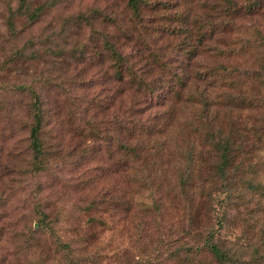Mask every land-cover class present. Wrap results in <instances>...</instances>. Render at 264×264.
Segmentation results:
<instances>
[{
	"label": "rangeland",
	"instance_id": "rangeland-1",
	"mask_svg": "<svg viewBox=\"0 0 264 264\" xmlns=\"http://www.w3.org/2000/svg\"><path fill=\"white\" fill-rule=\"evenodd\" d=\"M28 1L35 7L45 0ZM150 1H155L151 8H142L146 32L153 47L163 54L165 70L181 72L186 81L176 95L171 91L158 96L140 94L114 79L104 57V37L115 42L136 65L149 66L150 75L158 71L138 42L142 36L125 0H55L33 23L14 16V34L8 30L7 17L18 0H0V264H73L62 252L60 241L71 242L82 264H132L142 257L151 264H182L181 258L178 263L170 254L180 242L186 248L187 241L164 238L166 221L160 225L153 221L154 215L134 218L122 214L124 199L148 204L151 192L129 182L123 169L115 166L122 158L116 143L125 139L124 121L132 117L141 120L143 127H156L152 142H142L159 163L169 153L178 160L189 147L202 148L200 128L198 124L194 128L193 118L199 108L188 102L186 95L204 83L191 78L192 70L222 66L226 69L225 85L219 83L218 90L230 91V78L238 82L235 89L240 93L263 94L264 0H256L260 6L252 14L238 8L255 0H229L236 13L229 17L221 12L220 23L227 24H220L222 31L212 40L197 45L196 56L190 60L183 56L186 46L182 42L192 41L191 35L203 30L205 13L215 0ZM219 1L224 9L226 1ZM80 14L89 19L82 21ZM171 26L179 33L170 31ZM186 30L191 35L183 39ZM23 46L25 57H12L7 64L12 52ZM32 51L38 57H28ZM156 75L160 79V74ZM240 81L247 86L239 85ZM21 85L34 86L43 107L41 139L46 169L35 175L28 172L29 118L24 110L28 95L12 89ZM260 162V167L256 166L262 174L259 188L248 189L239 199L241 187L236 183L226 195V203L222 202L226 217L220 239L227 247L238 249L242 264H264V153ZM34 200L48 214L50 226L38 236L23 239L36 216L31 215ZM91 200L95 206L87 209ZM162 203L168 208L166 199ZM93 216L105 225L90 221ZM12 230L14 235H10ZM25 242L28 245L23 248ZM251 254L262 263L254 261Z\"/></svg>",
	"mask_w": 264,
	"mask_h": 264
},
{
	"label": "trees",
	"instance_id": "trees-1",
	"mask_svg": "<svg viewBox=\"0 0 264 264\" xmlns=\"http://www.w3.org/2000/svg\"><path fill=\"white\" fill-rule=\"evenodd\" d=\"M52 1L55 0H45L41 5L32 7L28 0H18L17 6L7 17L10 34L16 33L12 25L14 16L23 17L28 24L33 23L40 13L53 5ZM225 1L224 9L219 0H215L214 4H211L207 9L204 28L200 33L191 35L186 30L183 39L191 35L190 39L195 42L194 44L190 40L182 42L186 46L183 52L186 59L190 60L196 56L193 52L197 49V45L200 46L204 41L212 40L215 34L222 31L220 25L222 24V22L220 23L222 11L229 17L236 13L237 9L233 8L234 4L229 0ZM153 4L155 1L125 0L131 19L136 23L137 31L142 36L137 41L146 50L151 62L158 68L157 73L160 74V79L157 77V73L149 74V66L136 65L134 60L116 48L115 42H111L105 37L102 39L104 57L110 64L114 79L121 82L127 90L151 96H158L164 91H171L176 95L179 94V90L184 89L186 81L181 78V72L165 70V58L158 47H153V39L146 32L148 25L143 23L142 8H151ZM258 6L260 4L256 0L254 3L247 1L238 9L252 14ZM93 12L99 14L98 10ZM177 16L178 18L182 17L181 14ZM80 19L86 21L89 18L86 14H80ZM216 20L219 22L215 23ZM226 22L225 24H227ZM171 30L179 33L175 27L171 26ZM19 49L14 50L7 58V64L12 57H25L24 46ZM219 53L221 52L219 51ZM28 57L36 58L38 54L36 51H32ZM185 63L187 62L185 61ZM225 71L226 69L222 66L215 65L203 70L191 71V78L194 81L204 83L200 89L194 87L186 95V100L192 105H198L199 108L193 118L196 122L194 128L196 129L197 124L200 128L198 133L204 142L202 148L199 146L189 147L190 150L187 151L184 158L181 157L178 160L175 157L177 155L169 153L165 161L159 163L154 153L152 154V150L149 151L147 143L142 142L143 140L152 142L151 135L153 128L156 127L153 125L143 127L140 125L141 120L138 121L132 117H128L124 121L125 139L116 143L117 150L122 153V158L116 161L117 164L114 163L115 166L123 169L129 182L138 183L151 192V201L148 204L136 203L132 198L124 199L121 206L122 214L124 216L132 214L134 218H141L145 215L151 218L154 215L153 221L160 225L166 221L162 232V235H166L164 238L170 237L175 241L182 239L187 241L186 248H183L184 242H180L173 247L170 254L177 261L181 258L182 264H242L238 249L227 247L220 239L222 220L226 217V208L222 202L226 203V195L228 197L236 183H240L241 187L239 199L246 196L249 192L248 189H258L260 186L262 174L257 171L256 166L260 167L258 163H261L260 158L264 153V93H240V89H235L238 82L230 78L227 83L230 91L218 90L219 85L225 81L223 79L226 78ZM239 85L247 86L243 81H240ZM12 89L18 94L21 93L22 96L28 95V103L27 100V104L24 103V110L29 118L26 122L29 151L28 172L35 175L46 169L44 160L46 152L41 139L43 123L41 98L32 85L15 86ZM7 106L11 107L10 103ZM167 146L169 145L167 144ZM243 187L245 189L242 190ZM165 199L168 208L164 207L162 203ZM87 205V209L94 208V200L89 201ZM31 209V215L36 216L31 219V226H28L23 239H28L29 236L36 234L38 236L40 231L46 230L50 226L48 214L36 200H34ZM100 219L93 216L90 221L105 225L106 222ZM1 233L2 230H0ZM19 233L21 231H18L17 234ZM11 234L14 235V230ZM35 239L37 240V238ZM27 245L28 242H25L23 248ZM60 246L62 252L70 256L73 264H82L78 254H75V248L71 242L60 241ZM262 250L261 259L264 262V248ZM255 252L253 250V253ZM201 256H204L206 260L204 261ZM251 256L254 261L260 262L254 255L251 254ZM132 264H151V262L142 257L134 260Z\"/></svg>",
	"mask_w": 264,
	"mask_h": 264
}]
</instances>
